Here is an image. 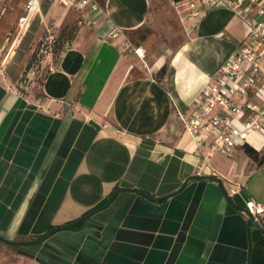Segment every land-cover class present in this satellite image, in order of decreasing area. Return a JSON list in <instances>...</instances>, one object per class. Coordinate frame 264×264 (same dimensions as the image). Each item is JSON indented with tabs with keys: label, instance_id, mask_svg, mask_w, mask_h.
<instances>
[{
	"label": "crops",
	"instance_id": "0c3cea01",
	"mask_svg": "<svg viewBox=\"0 0 264 264\" xmlns=\"http://www.w3.org/2000/svg\"><path fill=\"white\" fill-rule=\"evenodd\" d=\"M183 1L97 0L92 13L60 0L77 28L41 97L18 92L0 68V264H264V227L241 213L247 200L264 206V162L238 149L214 156L216 178L196 177L177 116L248 28L220 4L190 24ZM37 3L43 21L68 19L58 0L46 12ZM115 191L80 229L32 244Z\"/></svg>",
	"mask_w": 264,
	"mask_h": 264
},
{
	"label": "built area",
	"instance_id": "2783aa9c",
	"mask_svg": "<svg viewBox=\"0 0 264 264\" xmlns=\"http://www.w3.org/2000/svg\"><path fill=\"white\" fill-rule=\"evenodd\" d=\"M70 1L77 11H100L97 0ZM217 4L245 23L246 39L201 90L190 112L177 113L194 146V174L207 178L217 177L210 166L214 156L232 158L235 151L244 146L253 148L251 137L264 149V0H187L179 7L197 22ZM37 9V0H28L25 15L19 19V28L27 29ZM119 33L113 29L109 38H117ZM124 47L129 46L125 43ZM133 53L140 60L144 58L141 48L133 49ZM241 213L264 227V206L247 200Z\"/></svg>",
	"mask_w": 264,
	"mask_h": 264
},
{
	"label": "rangeland",
	"instance_id": "374dc122",
	"mask_svg": "<svg viewBox=\"0 0 264 264\" xmlns=\"http://www.w3.org/2000/svg\"><path fill=\"white\" fill-rule=\"evenodd\" d=\"M27 1L0 0V68L6 66L15 74L14 83L18 92L24 95L32 92L39 99V87L51 59L70 41L77 28V13L72 6H63L58 0V6L67 9V20L62 21L61 18L57 24L53 18L43 21L38 15H33L35 17L27 29H21L19 18L25 15ZM50 4V0H41L44 12ZM177 8L183 12L180 7ZM183 13L189 20L187 13ZM195 23L190 20V24Z\"/></svg>",
	"mask_w": 264,
	"mask_h": 264
},
{
	"label": "trees",
	"instance_id": "16d2710c",
	"mask_svg": "<svg viewBox=\"0 0 264 264\" xmlns=\"http://www.w3.org/2000/svg\"><path fill=\"white\" fill-rule=\"evenodd\" d=\"M73 35H74V33H73ZM71 39H72V37H71ZM243 149L248 155L251 156V159L254 162H257V163L264 162V152L260 153L259 151L255 150V149H253L251 147H247V146H244ZM116 194H117V191L113 192L108 197L106 202H102L99 206H96L95 208H93L92 210L88 211L87 213H85L83 216H81L80 218H78L75 221H72V222L64 224L63 226H59V227L51 229V231H49L44 236H41L38 239H36L32 244L42 243L43 241H45L51 235V233H54V232H58V231H75V230L80 229L90 216H92L94 213L104 209L110 203V201L115 197ZM9 244H12V243H9ZM13 245H16V244H13Z\"/></svg>",
	"mask_w": 264,
	"mask_h": 264
},
{
	"label": "water",
	"instance_id": "95a60500",
	"mask_svg": "<svg viewBox=\"0 0 264 264\" xmlns=\"http://www.w3.org/2000/svg\"><path fill=\"white\" fill-rule=\"evenodd\" d=\"M248 223L255 224V223L252 222V220L250 218L248 219ZM255 225H257V224H255Z\"/></svg>",
	"mask_w": 264,
	"mask_h": 264
}]
</instances>
